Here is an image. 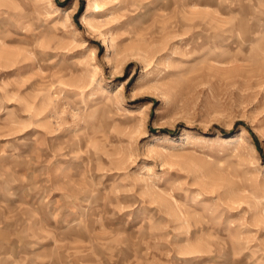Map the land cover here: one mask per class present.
<instances>
[{
  "label": "rangeland",
  "instance_id": "1",
  "mask_svg": "<svg viewBox=\"0 0 264 264\" xmlns=\"http://www.w3.org/2000/svg\"><path fill=\"white\" fill-rule=\"evenodd\" d=\"M0 264H264V0H0Z\"/></svg>",
  "mask_w": 264,
  "mask_h": 264
}]
</instances>
